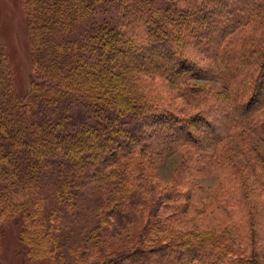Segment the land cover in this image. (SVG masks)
Returning <instances> with one entry per match:
<instances>
[{"label":"trees","instance_id":"trees-1","mask_svg":"<svg viewBox=\"0 0 264 264\" xmlns=\"http://www.w3.org/2000/svg\"><path fill=\"white\" fill-rule=\"evenodd\" d=\"M23 10L27 89L0 31V264L5 221L30 262L264 264V0ZM142 78L176 90L149 100Z\"/></svg>","mask_w":264,"mask_h":264},{"label":"rangeland","instance_id":"rangeland-1","mask_svg":"<svg viewBox=\"0 0 264 264\" xmlns=\"http://www.w3.org/2000/svg\"><path fill=\"white\" fill-rule=\"evenodd\" d=\"M0 31L2 40L9 58L10 68L14 73L16 83L21 90L29 86V40L24 25L23 0H0ZM203 85V83H202ZM138 92L146 94L149 100L167 103L171 99L176 87L166 82L156 81L148 78H142L138 82ZM208 87L218 90L215 84H209ZM249 140L252 136H249ZM264 151V143H259ZM156 169L160 180L168 182L176 168L181 162V155L177 154L170 158L157 159ZM214 179L199 181L200 184L212 185ZM5 228L1 243V262L2 264H44L42 262H30L21 254V248L18 240V226L13 222H3ZM79 227V226H78ZM132 228L129 232H132ZM112 249L120 247L122 237L113 239ZM264 262V252L262 253Z\"/></svg>","mask_w":264,"mask_h":264}]
</instances>
